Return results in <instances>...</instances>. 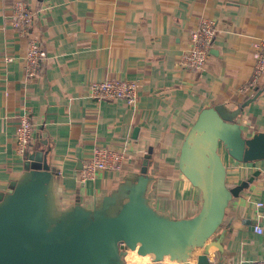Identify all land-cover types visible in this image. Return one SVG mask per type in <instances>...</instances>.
<instances>
[{"label": "crops", "instance_id": "1", "mask_svg": "<svg viewBox=\"0 0 264 264\" xmlns=\"http://www.w3.org/2000/svg\"><path fill=\"white\" fill-rule=\"evenodd\" d=\"M13 1L0 0V210L15 194L34 191L37 235L24 232L20 244L64 242L91 220L116 215L133 196L158 217L190 218L200 210L201 191L178 160L200 112L214 107L245 137L264 132V74L254 88L238 90L264 40V0H24L34 12L25 35L11 26ZM201 18L214 20L216 31L204 65L192 70L178 58ZM30 37L46 51L32 78L22 62ZM104 78L137 80L135 104L90 97L87 85ZM22 114L33 123L24 155L14 140ZM96 146L120 150L125 159L120 169L81 181L83 159ZM218 152L227 189L251 180L237 195L226 193L205 243L210 264L264 259V155L246 162L220 145ZM33 156L50 169H32ZM144 264L179 263L163 257Z\"/></svg>", "mask_w": 264, "mask_h": 264}, {"label": "water", "instance_id": "2", "mask_svg": "<svg viewBox=\"0 0 264 264\" xmlns=\"http://www.w3.org/2000/svg\"><path fill=\"white\" fill-rule=\"evenodd\" d=\"M259 93L260 90L245 104ZM219 145L232 158L252 161L264 155V132L245 137L239 123L223 121L214 107L200 112L183 141L178 160L179 169L201 191L200 210L190 218L158 217L133 196L116 215L91 220L68 240L40 242L30 249L20 244V239L28 237L24 232L37 235L30 220L34 191L15 194L0 210V264H109L118 240L134 249L139 242L140 254L154 252L157 257L169 254L171 259L183 263H188L194 248L201 246L203 252L197 255L194 264H210L205 243L221 220L226 193L237 195L251 180L226 188ZM30 167L50 169L45 159L34 156L30 157Z\"/></svg>", "mask_w": 264, "mask_h": 264}, {"label": "built area", "instance_id": "3", "mask_svg": "<svg viewBox=\"0 0 264 264\" xmlns=\"http://www.w3.org/2000/svg\"><path fill=\"white\" fill-rule=\"evenodd\" d=\"M34 12L29 9L24 0H14L10 7V22L19 35L29 34L33 26ZM216 31L214 20L201 18L196 27L189 33V43L178 58V63L185 68L198 70L200 69L209 54V49ZM46 57V51L42 42L35 38H28L24 48L22 62L25 76L28 78L35 77ZM7 60H10L8 57ZM264 74V40L259 41L254 48V61L250 78L239 86V91L244 93L254 88L261 81ZM139 83L137 80L130 78H104L102 80L91 81L87 85V93L96 100H116L122 99L127 105L133 106L137 99ZM14 140L17 152L21 155L33 143V123L26 114L19 117L14 129ZM124 152L110 148L108 146H96L90 154L83 159L82 167L79 170V179L85 181L95 177V175L107 169H120ZM261 202L256 205H261ZM257 232H262L259 225H255ZM121 247L126 245L122 240H118ZM198 253L192 251L194 263ZM209 255V253H208ZM176 261V260H175ZM179 264H193L189 259L188 263L178 262ZM249 264H264V259L251 261Z\"/></svg>", "mask_w": 264, "mask_h": 264}, {"label": "rangeland", "instance_id": "4", "mask_svg": "<svg viewBox=\"0 0 264 264\" xmlns=\"http://www.w3.org/2000/svg\"><path fill=\"white\" fill-rule=\"evenodd\" d=\"M220 147H221V149L222 150H224L223 148H222V146L220 145ZM23 245H25L26 247H30V245L31 244H27V243H22ZM139 246H140V244H135V249L137 248H139ZM128 249H133L134 250V248H131V247H129V246H127V245H123L122 247H121V244H120V242H115V244H114V246H113V252H112V257H111V259H110V262H109V264H116V263H119L120 261H123L124 263H129V264H144L145 262H147L148 260H160V259H162L163 257H157L155 254H154V257L152 258H149L147 261H143V262H141V263H131V262H137V261H140V260H138V258L137 257H134V256H132L131 254H129L130 256L128 257V260H127V262H126V260H125V255H126V253H127V250ZM202 250V248L201 249H199V250H196L195 251V253H198V252H200ZM134 255H136V254H134Z\"/></svg>", "mask_w": 264, "mask_h": 264}, {"label": "bare ground", "instance_id": "5", "mask_svg": "<svg viewBox=\"0 0 264 264\" xmlns=\"http://www.w3.org/2000/svg\"><path fill=\"white\" fill-rule=\"evenodd\" d=\"M136 244H140L139 242H137ZM202 247L201 246H196L195 248H194V252L196 251V250H199V249H201ZM129 254H131L132 256H135V257H137L138 258V260H140V261H142L143 259H149V258H153L154 257V252H148V253H145V254H140V253H138L137 252V248L136 249H128L127 250V253H126V255H125V260H126V262H127V260H128V257H129ZM134 254H136V255H134ZM163 257H166V258H168V260H170V261H175V259H171L170 257H169V254H165V255H163ZM194 259H195V257H194V255L193 256H191L190 258H189V260L190 261H194ZM146 260V261H147ZM131 263H137V262H131Z\"/></svg>", "mask_w": 264, "mask_h": 264}]
</instances>
